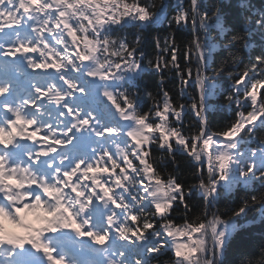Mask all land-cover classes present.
<instances>
[{
    "label": "snow or ice",
    "instance_id": "6c2138e0",
    "mask_svg": "<svg viewBox=\"0 0 264 264\" xmlns=\"http://www.w3.org/2000/svg\"><path fill=\"white\" fill-rule=\"evenodd\" d=\"M240 7L251 14L246 23L258 16L254 23L264 38V9L248 0ZM165 21L169 28L191 23L194 32L184 53L189 63L193 55L199 62L200 101L191 107L200 126L191 137L181 130L184 106L174 105L167 91L154 113L138 111L142 97L130 91L148 69L179 68V46L173 36L161 47L156 36V48L171 59L145 60L141 32L121 31ZM213 29L221 37L232 33L224 47L244 39L225 26L221 6L203 0L181 3L171 16L164 0H0V264H83L85 249L97 257L91 264H159L168 252L173 264H224L242 227L237 221L253 208L264 220V140L256 138L264 130V51L227 96L230 105L250 110L238 111L224 130L209 131L207 100L217 87L206 75L217 49ZM243 46L251 47L247 40ZM177 74L182 84L190 82L191 69L187 78ZM18 76H28L30 87L20 89ZM93 91L112 105L89 103ZM41 131L46 134L37 139ZM88 143L95 144L90 151ZM153 144L173 157L182 148L199 165L198 183L186 189L176 175L162 176L149 162ZM98 173L108 178L101 181ZM238 185L251 195L227 218L209 214L221 189L231 193ZM196 188L204 214L177 225L172 213L180 205L186 214L191 210L186 191ZM5 220L23 231L10 230ZM255 264H264V246Z\"/></svg>",
    "mask_w": 264,
    "mask_h": 264
},
{
    "label": "trees",
    "instance_id": "16d2710c",
    "mask_svg": "<svg viewBox=\"0 0 264 264\" xmlns=\"http://www.w3.org/2000/svg\"><path fill=\"white\" fill-rule=\"evenodd\" d=\"M160 2L161 0H155L156 4ZM203 2L208 5L215 4L221 6L224 13L225 26L244 37L241 41L234 43L232 47H224L223 45L229 43L232 33L229 32L226 37H221L214 29L209 32L210 36L216 38L217 49L213 54L212 62L207 68L206 75L215 77L214 83L217 87L216 94L207 100L209 107L206 119L209 131L216 132L224 130L227 125L233 122L236 119L238 111L243 110L247 112L250 110V108L238 109L234 102L230 105L227 96L232 91L235 79L239 78L245 67H251L255 56L261 54L264 51V47L260 46V37L262 35L254 23L258 16L253 15L251 21L246 23V18L251 14L240 7L241 0H203ZM248 2L256 10L262 9L260 0H248ZM164 3L167 6L169 16L174 14L177 5H179L177 0H164ZM183 4L187 7L188 0H183ZM210 23H214V21L210 20ZM249 28L251 29L250 32L248 31ZM137 31H140L143 36L141 49L146 54L145 60L151 58L155 61L158 55H163L169 60L171 59L170 53H161L156 48L154 41L156 36L160 38L161 47H163L166 37L171 38L173 36L179 46V68H174L169 64L167 68H163L159 72L148 69L138 79L137 87L130 90L133 94L138 93L142 97L138 111H151L154 113L155 105L157 102L163 103L162 94L164 91H167L174 105L184 106L181 129L183 135L191 137L198 134L200 123L191 107L193 102L198 104L200 101V94L196 84L197 60L195 55H193L191 63H189L184 56L187 45L194 37L190 23L186 27L182 26L179 28L175 24L169 28L166 21L160 27H155L151 24L138 29L128 25L120 34L127 33L131 35ZM199 35L203 37V32H200ZM245 40H247L251 47L244 48ZM221 66H223V71L217 75L216 70ZM188 69H191L190 82L182 84V77L177 73L182 72L184 77L187 78ZM261 91H264V89H261ZM148 93H151V96ZM152 122H155L154 117L152 118ZM170 123L176 126L174 117L171 118ZM256 138L264 140V130L258 131ZM252 146L255 147L256 144ZM173 147H176L175 140H173ZM149 162L154 163V166H157L158 172L164 177L176 175L185 185L186 189L192 188L198 183L197 177L199 173L197 169L199 165L182 148L173 157L167 151L161 150L158 144H153L151 146ZM204 178H207L205 166ZM256 187L259 188V184ZM247 195H251V191L245 188L244 185H238L231 193H226L221 189V195L212 204L209 214L216 212L227 218L231 215L229 210L235 209L240 204L242 198ZM186 196L188 197L187 202L191 210L186 214L182 205L176 208L172 213V217L177 225H182L186 216L188 220L195 221L205 212V201L198 188L194 189L190 194L186 191ZM259 217L258 209L253 208L248 212L246 217L237 221L242 227L238 228L232 235L224 256V264H249V261L255 264V261L260 258L262 246H264V220L259 219ZM178 239L180 242L184 240V238ZM159 264H173L172 253L168 252L166 255L161 256Z\"/></svg>",
    "mask_w": 264,
    "mask_h": 264
},
{
    "label": "rangeland",
    "instance_id": "374dc122",
    "mask_svg": "<svg viewBox=\"0 0 264 264\" xmlns=\"http://www.w3.org/2000/svg\"><path fill=\"white\" fill-rule=\"evenodd\" d=\"M58 131H59V129H58Z\"/></svg>",
    "mask_w": 264,
    "mask_h": 264
}]
</instances>
